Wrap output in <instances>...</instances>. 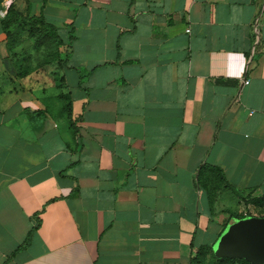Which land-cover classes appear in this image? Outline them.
I'll use <instances>...</instances> for the list:
<instances>
[{
  "label": "crops",
  "instance_id": "obj_1",
  "mask_svg": "<svg viewBox=\"0 0 264 264\" xmlns=\"http://www.w3.org/2000/svg\"><path fill=\"white\" fill-rule=\"evenodd\" d=\"M12 5L64 54L10 51ZM213 168L264 196V0H0V264H251Z\"/></svg>",
  "mask_w": 264,
  "mask_h": 264
},
{
  "label": "trees",
  "instance_id": "obj_2",
  "mask_svg": "<svg viewBox=\"0 0 264 264\" xmlns=\"http://www.w3.org/2000/svg\"><path fill=\"white\" fill-rule=\"evenodd\" d=\"M2 29L7 36L8 48L14 52L23 42H25V35H29L32 39H35L33 49L39 51L40 48L48 46L50 42H54L58 47L64 46L65 41L61 38L58 29L53 25L46 22L44 16L30 17L19 11L15 5L10 6L4 19L1 20ZM75 35L70 33V44L74 41ZM50 58L56 55H48ZM46 58V57H45ZM53 59V58H51ZM213 171L220 174L221 184L229 189L237 198L244 201L246 206L253 205L264 216V196L253 198L252 191L242 190L235 185L229 183L223 173L218 169L213 168ZM212 188V187H211ZM212 194V193H211ZM247 216H251L249 213L233 214L231 219H241ZM32 233V232H31ZM31 235H29L26 242L18 249L17 252L25 250L31 241ZM192 264H249L244 260L234 259H217L214 255H211V259L207 261V250L201 248L198 255L193 259Z\"/></svg>",
  "mask_w": 264,
  "mask_h": 264
},
{
  "label": "rangeland",
  "instance_id": "obj_3",
  "mask_svg": "<svg viewBox=\"0 0 264 264\" xmlns=\"http://www.w3.org/2000/svg\"><path fill=\"white\" fill-rule=\"evenodd\" d=\"M59 34L61 38L66 42L68 37L67 34L64 31H60ZM24 40L25 42H28V44L23 50H28V54L31 53L46 58L49 57L48 55L60 56L64 54L61 52V47H58L54 42H50L47 47L44 46L37 52L33 49L35 39H32L29 35H25ZM25 54L27 53L25 52ZM51 58H54V56ZM238 202L239 201L236 198H233L230 204L232 211L242 209L239 207ZM245 213L255 214L259 216L262 215V213L257 209H247ZM231 233V236H229V238H231V241L238 246L240 245L245 247L247 252L253 253L252 255H250L252 258H247L240 255L225 256L222 258H242L246 259L251 264H264V220L248 218L242 221H238L237 227ZM254 253L257 254L256 257L254 256ZM255 259L258 260L255 261Z\"/></svg>",
  "mask_w": 264,
  "mask_h": 264
},
{
  "label": "built area",
  "instance_id": "obj_4",
  "mask_svg": "<svg viewBox=\"0 0 264 264\" xmlns=\"http://www.w3.org/2000/svg\"><path fill=\"white\" fill-rule=\"evenodd\" d=\"M2 18L5 17L4 15L1 16ZM190 32V30H188V33ZM246 84H248V82H245Z\"/></svg>",
  "mask_w": 264,
  "mask_h": 264
},
{
  "label": "water",
  "instance_id": "obj_5",
  "mask_svg": "<svg viewBox=\"0 0 264 264\" xmlns=\"http://www.w3.org/2000/svg\"><path fill=\"white\" fill-rule=\"evenodd\" d=\"M256 220H263V219H256Z\"/></svg>",
  "mask_w": 264,
  "mask_h": 264
}]
</instances>
